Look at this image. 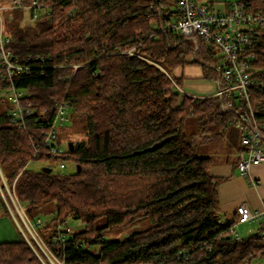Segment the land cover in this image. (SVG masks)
<instances>
[{"label": "trees", "instance_id": "obj_1", "mask_svg": "<svg viewBox=\"0 0 264 264\" xmlns=\"http://www.w3.org/2000/svg\"><path fill=\"white\" fill-rule=\"evenodd\" d=\"M46 1L48 13L34 29L20 27L22 10L3 11L15 58L51 56L49 65H80L76 72L35 67L17 80L37 112L28 130L9 124V103L0 96V166L8 182L17 178L30 217L82 222L68 246L72 264H252L264 258L262 229L242 238L235 230L237 214L234 221L222 219V179L210 175L211 159L199 155L200 145L222 136L217 128L232 134L239 116L222 112L217 97L176 94L175 84L183 81L171 71L188 62L194 45L159 28L177 19L178 0ZM240 2L264 11V0ZM252 34L253 72L264 80V27ZM200 43L195 60L204 62L205 78L215 79L214 51ZM250 93L264 121V87ZM62 100L72 118L86 123V138L74 151L55 155L41 149L33 157V137L41 134L37 121L43 111L51 117ZM190 116L199 122L194 134L185 131ZM34 161L71 163L75 170L45 173L31 167ZM102 218L106 224L98 226ZM147 219L148 228L125 240L103 239L107 230ZM0 264L37 260L22 239L0 243Z\"/></svg>", "mask_w": 264, "mask_h": 264}, {"label": "built area", "instance_id": "obj_2", "mask_svg": "<svg viewBox=\"0 0 264 264\" xmlns=\"http://www.w3.org/2000/svg\"><path fill=\"white\" fill-rule=\"evenodd\" d=\"M46 0H11L10 4L0 8V96L9 103L8 122L22 130H28L31 118L37 114L33 103L27 99V91L18 86L17 80L38 68L72 67L74 72L78 64H50L52 57L28 55L15 58L11 48V39L5 34L3 11L5 9H27L30 20L36 22L44 10L50 6ZM177 19L167 22L162 32H173L194 45L191 60L196 59L200 41L212 47L216 59V92L213 95L220 99V108L224 113L239 116V122L233 124L240 132L241 155L237 166L242 175L249 174L253 165L264 164V121H260L258 111L251 105V89L264 87V80L255 77L252 64L256 59V29L264 27V11H250L240 0L228 3L223 10H215L213 4L202 0H178L176 4ZM129 53L135 54L134 50ZM67 62V59L65 60ZM49 62V63H48ZM40 64V65H39ZM37 69H36V68ZM43 73V72H41ZM180 97L191 96L175 84ZM42 112L37 121L41 134L38 140L33 137L35 153L46 149L50 154L60 155L66 152L58 143L59 131L71 119L70 105L67 101H57L51 117ZM63 175L66 162L55 163ZM16 180L8 182L0 166V211L8 213L19 229L22 239L31 249L38 264H72L68 261V246L73 240L74 230L68 222L59 218L56 222L43 217L32 218L21 202L16 191ZM256 185L257 181H251ZM238 223L264 221V203L262 208L252 210L247 203L236 208ZM234 227L230 228L233 231ZM240 239V236H237ZM73 243V242H72Z\"/></svg>", "mask_w": 264, "mask_h": 264}, {"label": "crops", "instance_id": "obj_3", "mask_svg": "<svg viewBox=\"0 0 264 264\" xmlns=\"http://www.w3.org/2000/svg\"><path fill=\"white\" fill-rule=\"evenodd\" d=\"M213 4L215 1L211 0ZM231 1H223L222 8ZM190 57V56H189ZM188 60V59H187ZM190 61V60H188ZM187 70V73H186ZM181 76L182 86L186 92H193L194 96L211 97L216 92L214 79L204 77V71H198L194 68L186 69ZM233 133L228 130L220 138L225 139V147L222 149L209 148L205 151L206 157L212 161L210 175L215 178H221L219 185L220 210L223 220H233L236 218V208L242 203H247L252 210L262 208L264 203V164L253 165L250 167L247 176L242 175L237 162L241 155L240 132L233 126ZM201 140V139H200ZM203 143V145L211 144ZM207 147V146H206ZM256 180L257 184L252 185L251 181ZM259 223L258 230H263L262 221ZM236 230V229H235ZM264 236V234H262Z\"/></svg>", "mask_w": 264, "mask_h": 264}, {"label": "rangeland", "instance_id": "obj_4", "mask_svg": "<svg viewBox=\"0 0 264 264\" xmlns=\"http://www.w3.org/2000/svg\"><path fill=\"white\" fill-rule=\"evenodd\" d=\"M31 0H25L26 4H28ZM205 3H209V4H213L212 2H210L211 0H202ZM216 3L213 4L214 9L215 10H223L222 8V3L223 1H231V2H235V1H239V0H213ZM11 2V0H0V8H4L5 6L9 5ZM47 3V1H46ZM48 5V4H47ZM22 10V19L20 22V27L21 28H35L37 25V21L36 22H32L30 20V13L29 10H27L26 8L24 9H20ZM48 13V11L44 10L42 12V15H46ZM41 15V16H42ZM201 46V43H199ZM193 55V54H192ZM188 57V61L186 64L181 65L177 68H175L174 70L171 71V74L173 77L177 78V79H181V76L183 74H185V70L186 69H190V68H194L195 70L201 71L203 70V66H204V62H196L197 60L193 59L191 60V56ZM187 73V70H186ZM190 95H196L193 92L188 91L187 92ZM185 131L187 134H194L196 132L199 131V122L198 120L193 117L190 116L186 119L185 122ZM216 131H219L220 133H222V135H224L225 130L221 129V128H217ZM59 140L58 143L61 145L63 150H67L68 149V143L69 142H81L82 140H84L86 138V123L84 121H81L77 116L71 115V119L65 124V126L59 131ZM225 141V139H224ZM224 141L222 138H218L215 140V142L211 143V144H207V145H200L199 147V155L204 156L205 155V151L209 148H213V149H222L225 147ZM207 146V147H206ZM44 166H48V164L46 162H37L34 161L32 162V168H41ZM51 166V165H50ZM68 167L65 170L66 174H70L72 172H74L75 170V166L73 164H68ZM53 169L54 173H60V168L58 165H52L51 166ZM44 219L47 218L45 216H42ZM223 218V216H221ZM236 220V218H233L234 221ZM237 221V220H236ZM69 225L72 227V229L74 231L80 232L83 229V224L81 221H74V220H69ZM106 224V219L102 218L97 222L98 226H104ZM151 225L150 221L144 220L141 223L134 225V226H127V227H123V228H118V229H111V230H107L104 233L103 239L105 241H114V240H125L127 239L130 235L139 232V231H143L146 228H148ZM259 223L257 221L255 222H246V223H237L235 224V229L236 232L238 234L241 235L242 238H249L253 235H255L259 230ZM264 234V232H263ZM22 240V235L19 232V229L17 228L16 224L14 223L13 219L11 218V216L6 213L5 211H0V243L3 242H16ZM38 264V263H37ZM252 264H264V258H260L255 260Z\"/></svg>", "mask_w": 264, "mask_h": 264}, {"label": "water", "instance_id": "obj_5", "mask_svg": "<svg viewBox=\"0 0 264 264\" xmlns=\"http://www.w3.org/2000/svg\"><path fill=\"white\" fill-rule=\"evenodd\" d=\"M179 92H176V94L178 95ZM81 145L80 142L74 143V142H69L68 143V149L70 151H74L75 147H79ZM80 169V168H79ZM42 171L45 173H51L53 171L52 167L50 166H44L42 167Z\"/></svg>", "mask_w": 264, "mask_h": 264}]
</instances>
